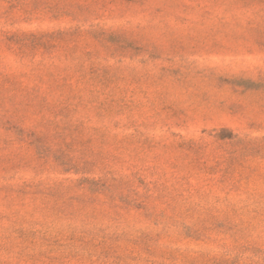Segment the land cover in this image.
Here are the masks:
<instances>
[{"label":"rangeland","instance_id":"374dc122","mask_svg":"<svg viewBox=\"0 0 264 264\" xmlns=\"http://www.w3.org/2000/svg\"><path fill=\"white\" fill-rule=\"evenodd\" d=\"M0 264H264V0H0Z\"/></svg>","mask_w":264,"mask_h":264}]
</instances>
